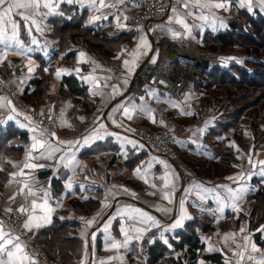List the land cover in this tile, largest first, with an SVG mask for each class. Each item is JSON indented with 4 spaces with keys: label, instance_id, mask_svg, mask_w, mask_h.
<instances>
[{
    "label": "crops",
    "instance_id": "0c3cea01",
    "mask_svg": "<svg viewBox=\"0 0 264 264\" xmlns=\"http://www.w3.org/2000/svg\"><path fill=\"white\" fill-rule=\"evenodd\" d=\"M185 2L187 7L180 0H168L169 10L163 19L134 26L129 24L126 7L120 0H103L107 5L103 7L100 0H38L35 10H14L16 37L0 44V98H4L0 99V120L6 121L0 124V130L13 126L24 132L27 140L15 142L21 147L16 156L11 148L0 151V169L7 171L6 180L0 184V211L11 208L22 215L23 226L32 214L34 197L28 195V187L37 195L47 189V206L54 209L36 210L30 222L31 231L23 227L29 232V239L0 218L4 232L19 236L18 242L31 258L24 264H48L42 258L47 256L43 241L35 234L55 217L76 222L69 235L82 240L81 253L67 264H159L149 262L148 251L142 253L140 249L141 240L147 235L148 247L158 242L165 248L159 258L161 264H171L170 259H176L184 250H173V242L180 239L185 223L195 213L198 217H211L213 225L207 231L196 229L203 245L201 252L219 253L222 261L199 257L197 264H260L264 258V232L260 231L264 223L255 229L248 225L250 195L264 184V165L260 163L264 161V110L258 117L249 110L237 124L221 127L219 123L229 112L226 108L236 104H229L233 93H219L216 84H193L180 98H170L152 88L137 95L128 92L134 72L142 60L154 54L159 39L184 44L202 40L210 64L224 63V59H230L228 54L241 58L246 55V46H232L242 52L228 53L227 49L232 47H221L202 37L206 30L227 28L238 8L247 10L240 7V0H229L226 10L211 6L220 0ZM76 8L85 10V26L99 27L111 35L126 33L120 47L109 49L102 43L83 39V47L75 49L80 34L74 32L59 50L60 41L51 34L50 18L69 20ZM253 9L260 7L254 4ZM116 17H120L119 21ZM4 27L11 36V24ZM73 49L69 62L63 55ZM37 57L46 62L43 72L39 71ZM126 59L128 65L124 64ZM48 67L53 71L46 93L41 96L34 79L46 73ZM58 69L66 71L57 76ZM65 75H74L87 86V100L65 91L61 81ZM13 107L16 111H12ZM124 108L129 109L128 114ZM33 111L38 116L34 117ZM45 114L51 118L49 126L43 119ZM8 116L13 119L8 120ZM143 130L169 133L170 145L178 155L176 161H170L143 141ZM33 137L45 141L44 147L37 145L33 149ZM136 154L137 160L128 163ZM26 163L44 167L26 168ZM69 181L71 190L67 187ZM164 193H168V199L163 198ZM21 206L29 211L20 212ZM239 213L243 217L237 226L224 230L219 227L221 221ZM149 216L160 222L159 228L152 225ZM180 216H185L183 227L164 231ZM89 220L93 222L88 224ZM255 231L259 232V242ZM161 232L167 244L161 239ZM253 244L258 251H253ZM250 256L254 259L250 260Z\"/></svg>",
    "mask_w": 264,
    "mask_h": 264
},
{
    "label": "trees",
    "instance_id": "16d2710c",
    "mask_svg": "<svg viewBox=\"0 0 264 264\" xmlns=\"http://www.w3.org/2000/svg\"><path fill=\"white\" fill-rule=\"evenodd\" d=\"M125 9L128 15V10L127 8ZM85 13V10L76 8L69 20H65L63 17L50 18L53 25L51 34L58 37L60 41L59 50L64 48L68 36L74 32L80 34V37L77 38L75 49L83 47V39L102 43L109 49L119 48L126 33L111 35L99 27L85 26ZM202 37L206 42H214L221 47H247L246 55L240 60L209 65L204 74L194 82L195 85L199 84L203 87L216 84L218 85L219 93L226 91L233 93L229 104H236V106L226 108L229 112L224 114V119L219 123V126L225 127L237 124L242 114L249 110L253 112L255 117H258L264 110V12L258 9H253V11L249 12L244 8H238L229 20L227 28L218 31L206 30L203 32ZM251 47H254L253 50H251ZM75 49L67 51L63 58L70 62L73 59ZM37 58L39 60V71L43 72L42 66H45L46 62L41 57ZM245 64H249L251 67H245ZM52 71L53 69L48 67L46 73H42L40 78L34 79L40 89L41 96L46 93ZM61 81L65 84L67 93L81 96L87 100V86L77 77L65 75ZM146 90L144 89L140 93ZM155 90L173 98L165 92ZM10 138L12 139L10 144H8L7 141ZM26 140L27 137L24 132L7 125L5 129L0 130V151L11 148L16 156L21 152V147L16 146L15 142H26ZM138 155L136 154L133 158H129L128 163L136 161ZM6 178L7 171L0 169V184ZM249 199L248 225L251 229H255L264 223V184L258 186ZM242 217L243 214L239 213L235 217L221 221L219 227L223 230L233 228L238 225ZM75 224L76 222L74 221L55 217L48 226L42 227L36 232V237L43 241V251L49 257L67 264L79 256L82 250V240L78 236L69 235V230ZM212 228L211 217L206 215L198 217V214L195 213L194 217L185 223L184 229L180 233V239L173 242V250H184L176 259L171 258L170 263L197 264L199 257L217 263L222 262L219 253L204 254L201 252L203 245L199 242L196 229L207 231ZM258 236L259 232L255 231L254 237L259 242ZM164 250V246L158 242L152 244L148 247L149 256L147 260L161 264L159 258L166 252Z\"/></svg>",
    "mask_w": 264,
    "mask_h": 264
},
{
    "label": "built area",
    "instance_id": "2783aa9c",
    "mask_svg": "<svg viewBox=\"0 0 264 264\" xmlns=\"http://www.w3.org/2000/svg\"><path fill=\"white\" fill-rule=\"evenodd\" d=\"M124 6L128 10V22L130 25H138L144 22L151 24L164 18L169 10L168 0H124ZM168 51L174 56L170 59ZM155 60L153 63L152 61ZM210 64L207 47L204 41L197 40L194 43H178L169 39H159L156 42L154 54L141 61L134 72L128 87L130 95H137L142 90L154 88L169 94L173 98H180L182 94L191 88L207 70ZM1 91V80H0ZM33 116H38L36 111ZM45 123L51 125L49 114L44 116ZM140 136L150 147L164 155L170 161L175 162L177 153L170 145L169 133H151L140 131ZM0 218L13 229L29 239L30 234L23 229V217L14 212L0 211ZM149 235L142 238L140 249L142 253L148 251ZM48 264H60L54 259L42 256Z\"/></svg>",
    "mask_w": 264,
    "mask_h": 264
},
{
    "label": "snow or ice",
    "instance_id": "6c2138e0",
    "mask_svg": "<svg viewBox=\"0 0 264 264\" xmlns=\"http://www.w3.org/2000/svg\"><path fill=\"white\" fill-rule=\"evenodd\" d=\"M64 2L66 3H73L75 2V0H64ZM93 3L96 2V0H92ZM121 3H123V0H120ZM180 2L184 3L185 7H187V3L185 2V0H180ZM101 6H107L103 4V0H100ZM229 0H220V2H217L215 4H212V7H215L217 9H227ZM256 4L260 7L261 11H264V0H240V7H246L247 10L249 12L253 11V5ZM45 7H48V4L44 5ZM207 6V5H206ZM39 7V3L38 0H28V2H21V0H0V44L5 43L6 40H10V39H15L16 37V29H17V23L12 19V14L14 12V10L16 9H23L26 10L28 8H32L33 10H35L36 8ZM17 15H22L21 13H16ZM22 18L24 20H27L28 17L27 16H22ZM95 19H99V17H96ZM117 21H119L120 17H116ZM125 19H127V17H125ZM180 23H183V21H179ZM10 23L12 26V35L8 36L7 34V29L6 27H4L5 24ZM221 26L223 27V21H221ZM118 27H124V25H120L118 24ZM184 27L187 28V25L184 24ZM142 43H146L145 41H142ZM6 47H11V45L6 44ZM135 55V54H134ZM81 57H84L85 54L83 52L80 53ZM153 63L155 62V60L152 61ZM227 62V61H225ZM134 63V61H133ZM124 64L128 65L129 61L126 59L124 60ZM29 72L33 71V69L30 67L28 69ZM62 71H66L64 69H58L57 70V76L60 75V72ZM77 71H79L77 69ZM95 94V93H94ZM150 95H155V93L150 92ZM0 99H4V98H0ZM9 104H11V101H8ZM125 114L129 113V109L128 108H124L123 109ZM143 110V109H142ZM12 111H16L15 108H12ZM148 111H151L150 109ZM186 114H190V113H186ZM131 118V116L129 115V119ZM13 117L12 116H8V120H12ZM83 119V118H81ZM6 123V121L4 120H0V124H4ZM23 126V125H21ZM101 127H103V125H101ZM201 131H203V129H201ZM53 135H55L53 133ZM34 143L32 145L33 149H35L37 147V145H39L40 148L44 147L45 141L43 140H38L36 137H33ZM60 143L62 144H67L70 143L69 141H60ZM49 147H51V145H49ZM59 149H53L52 151H58ZM51 152H49V158L51 157ZM41 156H43V153H41ZM251 162V161H249ZM261 165H264V161L260 162ZM24 167L26 168H34V167H44V165H36V164H28L26 163L24 165ZM21 175H24L23 171H21L20 173ZM261 174L264 175V168L261 169ZM12 175H16V173H13ZM229 179H232L231 177ZM25 183V187H28L27 182ZM67 187L69 188V190H71L72 188V183L71 181H69ZM153 187H155V185H153ZM22 191V190H21ZM229 191H231V189H229ZM28 195L34 197L31 201V209H32V214H30L27 218V220L25 221L23 227L25 229H28L29 231H31V227H30V222L31 220L34 218V214L36 213L37 209H40L41 211L43 210H47V211H53L54 209L50 208L47 206V202H48V198H49V191L47 189H44L42 191H40V195H37V192L33 190L32 187H28ZM165 199H168V193H164V197ZM10 199H14V197H10ZM42 201V203H37V201ZM171 202V201H169ZM181 207L183 208V201H181ZM20 212L22 213H27L29 210L24 208L23 206H21L18 209ZM163 211H167V209H162ZM6 211L11 212L12 209H6ZM138 211V210H137ZM143 216V214H141ZM148 220L152 221V225L154 227L159 228L160 227V222L158 220H155L153 217H147ZM185 219V216H180L179 218L175 219V221L168 227L165 228L164 231H171L173 229L176 228H180L183 227V221ZM187 219H191L190 216L187 217ZM93 221L89 220L87 221L88 224H91ZM36 227H40L39 224L36 225ZM123 231V229H122ZM137 231H142L141 229H137ZM241 231L243 232L244 229L242 228ZM261 232H264V228L260 229ZM161 239L164 240V243L167 244L168 241L167 239L164 238L163 232H161L160 234ZM245 240H247V237H245ZM19 241V236H12L10 232H4L3 230V224L2 222H0V264H24V262L26 260H30L31 258L24 252L23 247L21 246V244L18 242ZM170 246V245H169ZM113 247H119L118 244H113ZM253 251H258V249L256 248V246L253 244ZM6 255L7 259H4L3 256ZM249 259H254L253 257H249ZM33 264H35V262H33ZM260 264H264V258L261 259Z\"/></svg>",
    "mask_w": 264,
    "mask_h": 264
},
{
    "label": "rangeland",
    "instance_id": "374dc122",
    "mask_svg": "<svg viewBox=\"0 0 264 264\" xmlns=\"http://www.w3.org/2000/svg\"><path fill=\"white\" fill-rule=\"evenodd\" d=\"M127 16V15H126ZM247 28H248V26H247ZM254 48V47H253ZM224 51V50H223ZM227 51H228V53L229 52H234V53H236L237 54V52H242L241 50H239V48L238 47H232V48H230V49H227ZM218 55H220L221 54V52H218L217 53ZM229 56H230V59H224L225 61H227L228 63L229 62H235V61H238V60H240V58L241 57H235L233 54H228ZM238 59V60H237ZM223 61V60H222ZM216 64H218V62H215ZM212 65V63L210 64V66ZM246 66L245 67H251V66H249V64H245ZM238 104V103H237ZM48 256V255H47ZM49 257V256H48ZM51 258V257H50ZM53 259V258H52ZM55 261H57L56 259H54ZM58 263H60L59 261H57Z\"/></svg>",
    "mask_w": 264,
    "mask_h": 264
},
{
    "label": "water",
    "instance_id": "95a60500",
    "mask_svg": "<svg viewBox=\"0 0 264 264\" xmlns=\"http://www.w3.org/2000/svg\"><path fill=\"white\" fill-rule=\"evenodd\" d=\"M168 56H169L170 59H174V56H173V54L171 53V51H168Z\"/></svg>",
    "mask_w": 264,
    "mask_h": 264
}]
</instances>
